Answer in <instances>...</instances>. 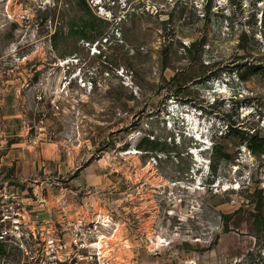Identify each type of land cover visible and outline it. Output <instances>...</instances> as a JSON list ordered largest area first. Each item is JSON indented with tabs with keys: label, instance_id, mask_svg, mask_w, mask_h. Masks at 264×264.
I'll use <instances>...</instances> for the list:
<instances>
[{
	"label": "rangeland",
	"instance_id": "obj_1",
	"mask_svg": "<svg viewBox=\"0 0 264 264\" xmlns=\"http://www.w3.org/2000/svg\"><path fill=\"white\" fill-rule=\"evenodd\" d=\"M17 212L0 264H264V0H0Z\"/></svg>",
	"mask_w": 264,
	"mask_h": 264
},
{
	"label": "crops",
	"instance_id": "obj_2",
	"mask_svg": "<svg viewBox=\"0 0 264 264\" xmlns=\"http://www.w3.org/2000/svg\"><path fill=\"white\" fill-rule=\"evenodd\" d=\"M57 155V148L53 143H47L46 149L44 151V144L42 145L38 156L35 157L33 162V167L29 168L30 174L35 173L37 171H41L44 174V158L47 160H53ZM25 200L28 202L29 207L28 211L31 219V222L34 224L42 223L44 224V220L49 221L54 217V213L50 209L45 208L44 203V195L36 193V197H26Z\"/></svg>",
	"mask_w": 264,
	"mask_h": 264
},
{
	"label": "trees",
	"instance_id": "obj_3",
	"mask_svg": "<svg viewBox=\"0 0 264 264\" xmlns=\"http://www.w3.org/2000/svg\"><path fill=\"white\" fill-rule=\"evenodd\" d=\"M85 24L86 25H85V28L83 29V31H80L82 34V38H93L95 36H103V32L100 29H97L94 26H92V24L90 22H86ZM51 37H52V40L54 41V45H57V41L59 42V40H58L59 31L55 30ZM198 44H199L198 40H193L189 44L184 45V48L188 52H191V51L193 52L194 48H196L198 46Z\"/></svg>",
	"mask_w": 264,
	"mask_h": 264
},
{
	"label": "built area",
	"instance_id": "obj_4",
	"mask_svg": "<svg viewBox=\"0 0 264 264\" xmlns=\"http://www.w3.org/2000/svg\"><path fill=\"white\" fill-rule=\"evenodd\" d=\"M17 216V217H15ZM15 216H12L11 214H7V213H2L1 214V218H0V241H4L5 239H7V236L9 234V231L7 229H5L6 227H2V222H4V220L6 221V219H9L13 222L14 225L18 226L21 225V215L17 212L15 214Z\"/></svg>",
	"mask_w": 264,
	"mask_h": 264
},
{
	"label": "clouds",
	"instance_id": "obj_5",
	"mask_svg": "<svg viewBox=\"0 0 264 264\" xmlns=\"http://www.w3.org/2000/svg\"><path fill=\"white\" fill-rule=\"evenodd\" d=\"M211 148V147H210Z\"/></svg>",
	"mask_w": 264,
	"mask_h": 264
}]
</instances>
